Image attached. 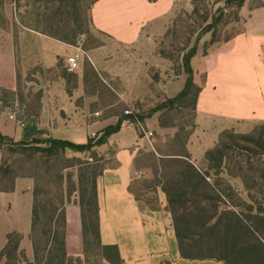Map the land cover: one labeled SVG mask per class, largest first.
I'll use <instances>...</instances> for the list:
<instances>
[{
  "label": "crops",
  "instance_id": "obj_1",
  "mask_svg": "<svg viewBox=\"0 0 264 264\" xmlns=\"http://www.w3.org/2000/svg\"><path fill=\"white\" fill-rule=\"evenodd\" d=\"M175 6L176 0H97L91 10L92 27L116 45L134 46L144 36L165 34ZM13 7L10 2L5 6L9 26L0 34V88L15 89L16 70L24 77L34 70H51L56 80L49 85L43 81L41 88L45 92L37 95L35 107H28L24 119L17 117L12 109L19 102L18 96L12 107H4L0 101V133L15 142L53 138L86 144L92 133H101L112 125L109 120L116 118H96L100 111L93 110V105H100L99 90L86 91L92 87V79L93 85L104 86L100 83V79L105 83L100 74L106 70V62L101 57L104 47L92 48L86 53L79 46L25 28L18 22ZM79 50L83 52L79 70L73 74L64 72L62 76V62ZM191 65L193 81L201 91L194 112L196 130L188 151L194 164L201 167L206 152L212 148L206 141L208 135L233 123L264 122V34L245 31L213 46L207 55L198 47ZM180 80L178 93L186 82L184 76ZM28 126L32 131L26 133ZM152 141L133 128L122 126L107 144L95 148L96 152L108 147L115 150L114 164L107 165L97 181L102 244L117 245L124 264H223L214 260L183 259L165 193L161 187L154 194L140 187V183L151 182L148 174L153 169L143 164L142 156L149 150L155 151ZM161 154L155 152L157 158ZM1 156L0 153V160ZM34 187L33 178L19 177L14 191H0V253L7 236L16 232L23 237L21 249L30 262L34 258L30 239ZM155 194L159 209L141 208L137 197L144 200V196L151 198ZM65 215L67 253L81 256L83 224L76 193L65 206Z\"/></svg>",
  "mask_w": 264,
  "mask_h": 264
},
{
  "label": "trees",
  "instance_id": "obj_2",
  "mask_svg": "<svg viewBox=\"0 0 264 264\" xmlns=\"http://www.w3.org/2000/svg\"><path fill=\"white\" fill-rule=\"evenodd\" d=\"M78 1L57 0V8L46 7L51 9L50 16L46 11L41 15L38 8L26 15L20 13L18 22L25 28L75 45L80 36L89 35L92 26L91 16L88 24L81 23ZM206 1L211 2L192 0L187 20L178 17L175 21L171 31L174 43L159 49L162 58L178 65V75L184 73L186 82L175 98L154 108L151 114L172 112L187 101L195 112L201 88L193 81L191 62L199 43L207 34H212V45L217 43V29L227 12L232 10L238 21L247 0L217 1L216 4L221 5L215 13L208 11ZM9 2L16 10L20 8V0H0V34L9 26L5 15ZM53 2L55 5L54 0L50 3ZM96 2L92 1L91 10ZM29 13L35 17H28ZM64 14L72 17L73 26L68 24ZM181 26L184 29H180ZM169 35L170 31L166 37ZM207 54L205 50L204 55ZM0 93L3 106L12 107L18 95L4 88H0ZM138 117L142 122L145 119ZM126 119L124 115L115 125L106 127L98 139L90 136L86 144L53 138L15 142L0 133V191H14L19 177H31L35 181L30 233L33 262L21 249L22 235L13 232L7 236L0 253V264H124L117 245L101 242L97 181L105 167L99 165L95 148L107 144ZM160 126L166 127L164 123ZM191 134L179 127L172 138L179 148L170 146V154H161V158L152 155L154 180L147 186L153 194L161 187L166 195L181 257L223 264H264V122L258 130L247 135L222 134L218 145L206 152L201 167L194 164L188 151ZM68 153L89 154L96 160L94 163L78 160L66 164ZM75 193L82 213L84 253L81 256L69 255L65 243V206ZM137 201L141 208L159 209L156 194L151 198L144 196V200L137 197Z\"/></svg>",
  "mask_w": 264,
  "mask_h": 264
},
{
  "label": "rangeland",
  "instance_id": "obj_3",
  "mask_svg": "<svg viewBox=\"0 0 264 264\" xmlns=\"http://www.w3.org/2000/svg\"><path fill=\"white\" fill-rule=\"evenodd\" d=\"M51 1L52 0H20V8L18 7L16 10L15 5L13 7L14 15L19 19L20 13L26 15L27 12H30L33 9H36L37 11L39 8L41 9V15L43 11H46V14L50 16L52 14V7L56 6L57 8L59 6L57 0H54L55 5H53L54 2L51 4ZM92 1L93 0L78 1V5L80 6L81 23L83 25L84 23L88 24L89 22ZM217 1L222 0H211V2L208 3L206 1V4H208L206 7L208 11L215 13L221 5L216 4ZM191 3L192 0H176V6L171 15L165 34L159 37L144 36L139 43L134 46L121 47L116 45L107 36L96 32L92 26L89 27V35L80 36L75 44V46L81 47L86 53L89 49L100 46L104 47L101 57L102 60L106 62V70L105 72H100L101 76L105 79V83L102 82L101 79L100 83H103L104 86H102V84L93 85L94 81L92 79V87H87L86 89V91H88V89L91 88V90H89L92 93L99 90V95L101 97L100 105H93V110L100 111V116H96V118L98 117L99 119L108 120V118L116 116L115 119L109 120V124L114 125L118 119L125 115L126 110H132L138 116L145 117L142 124L147 131L153 133L152 143L155 148V151L149 150V152L142 156V162L146 166H152L155 163V160L152 158V155H155V152L170 154V146L176 150L179 148V146L177 144L175 145L172 141V138L178 131L179 127H184L186 132L192 134L196 130V128L193 127L195 124V117L193 116V106L190 101H187L182 106L177 105L172 112L165 113V111H161L155 116H153L154 114H151V111L154 108L165 103L169 99L175 98L179 94L178 90L181 86V76H184L186 79L184 73L181 72V74L178 75L177 64L161 57L159 49L168 48L171 43H174V36L171 35V31H173L175 27V21L178 17L182 18L183 21L187 20L186 13L192 11ZM67 4L70 6V2ZM67 4L64 6V11L67 8ZM204 6L202 5V7ZM46 7H51V9L47 10ZM29 16L35 17V14L32 15L29 13L28 17ZM64 18L68 21L70 26H73V19L70 15L64 14ZM42 27L44 28L45 26L42 25ZM180 29L184 28L181 26ZM168 31H170V35L169 37H166ZM245 31L249 33L262 32L264 34V0H247L244 7L239 12L238 21L235 19L234 12L232 10L228 11L223 23L219 25L217 29V43L212 45V34H207L199 43V47L203 53L205 50L209 52L213 46L223 44L227 40H231ZM65 60L64 62L61 61L63 70L60 71V74L62 76H64L65 73L73 74L66 70ZM85 62H89L88 59H85ZM55 80L56 75L51 70H34L25 77L16 70V76L13 79L15 89L9 91H13V93L18 95L19 102H17V105L12 108L16 111L17 117L20 119L26 117L28 107H35L37 95L45 92V88H41L44 84L43 81L49 85L50 82ZM73 80L75 81V79ZM2 96V93H0V98ZM161 123H164L167 129H163V127L160 128ZM262 123L263 121L233 123L227 127H223L221 131L212 134L210 137L208 135L206 141L210 142V146L214 148L218 145L222 134L228 133L237 136L247 135L258 130ZM125 128L129 127L125 126ZM24 131L29 133V131H32V128L29 127ZM136 131L140 136H143L140 131ZM18 132H21V130H18ZM95 135L98 139L101 136V133L95 132ZM96 155L97 159L100 160L99 165H102L103 167H106L107 165L112 166L115 162V150L112 147L104 148L100 152H96ZM65 160L67 161L65 163L69 164V162L78 160L94 163L96 159H91L89 154L68 153ZM153 175L154 174L151 170L148 174V179H150L149 181L151 182L146 185L143 184L144 186L142 183L139 184L142 190H145L147 186L152 183L154 180Z\"/></svg>",
  "mask_w": 264,
  "mask_h": 264
},
{
  "label": "built area",
  "instance_id": "obj_4",
  "mask_svg": "<svg viewBox=\"0 0 264 264\" xmlns=\"http://www.w3.org/2000/svg\"><path fill=\"white\" fill-rule=\"evenodd\" d=\"M83 60V52L81 50L78 51V53L69 56L65 60V68L69 73H74L79 70L81 63ZM98 116V114H96ZM125 116L127 119L123 122L122 126H128L130 128H133L135 130L140 131L144 137L148 138L149 140H152L153 133L150 131H147L142 121L139 119L138 115L134 113L132 110H126ZM21 127H24V124L21 125ZM92 138L96 137L95 133H92L90 135Z\"/></svg>",
  "mask_w": 264,
  "mask_h": 264
}]
</instances>
